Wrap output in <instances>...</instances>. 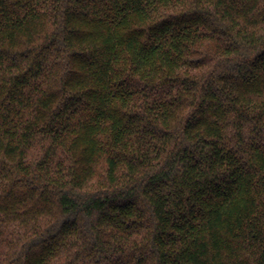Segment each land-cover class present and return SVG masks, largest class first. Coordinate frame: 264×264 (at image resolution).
I'll use <instances>...</instances> for the list:
<instances>
[{
	"label": "trees",
	"instance_id": "1",
	"mask_svg": "<svg viewBox=\"0 0 264 264\" xmlns=\"http://www.w3.org/2000/svg\"><path fill=\"white\" fill-rule=\"evenodd\" d=\"M0 264H264V0H0Z\"/></svg>",
	"mask_w": 264,
	"mask_h": 264
}]
</instances>
